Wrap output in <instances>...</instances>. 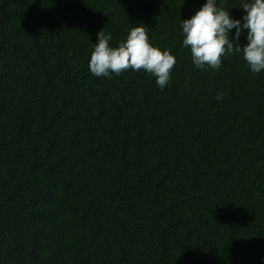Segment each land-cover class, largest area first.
<instances>
[{
    "label": "trees",
    "instance_id": "1",
    "mask_svg": "<svg viewBox=\"0 0 264 264\" xmlns=\"http://www.w3.org/2000/svg\"><path fill=\"white\" fill-rule=\"evenodd\" d=\"M204 2L0 0V264H264V70L191 63ZM139 23L176 57L163 89L88 70Z\"/></svg>",
    "mask_w": 264,
    "mask_h": 264
},
{
    "label": "clouds",
    "instance_id": "2",
    "mask_svg": "<svg viewBox=\"0 0 264 264\" xmlns=\"http://www.w3.org/2000/svg\"><path fill=\"white\" fill-rule=\"evenodd\" d=\"M221 3L222 0H205L190 18L181 19L182 46L189 50L191 63L199 69L215 70L224 55L236 53L242 55L252 73H260L264 70V0H241L240 18L231 17ZM242 34L247 43L240 46ZM112 39L105 28L97 31L87 64L92 75L110 78L129 69L144 70L155 78L160 89L169 84L176 57L170 49L150 42L143 23L133 24L117 45L110 44ZM216 99L222 100L223 93L218 92Z\"/></svg>",
    "mask_w": 264,
    "mask_h": 264
}]
</instances>
